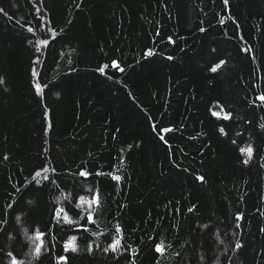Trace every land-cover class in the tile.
Instances as JSON below:
<instances>
[{
    "label": "trees",
    "instance_id": "obj_1",
    "mask_svg": "<svg viewBox=\"0 0 264 264\" xmlns=\"http://www.w3.org/2000/svg\"><path fill=\"white\" fill-rule=\"evenodd\" d=\"M0 264H264V0H0Z\"/></svg>",
    "mask_w": 264,
    "mask_h": 264
},
{
    "label": "rangeland",
    "instance_id": "obj_2",
    "mask_svg": "<svg viewBox=\"0 0 264 264\" xmlns=\"http://www.w3.org/2000/svg\"><path fill=\"white\" fill-rule=\"evenodd\" d=\"M249 153V152H248Z\"/></svg>",
    "mask_w": 264,
    "mask_h": 264
}]
</instances>
